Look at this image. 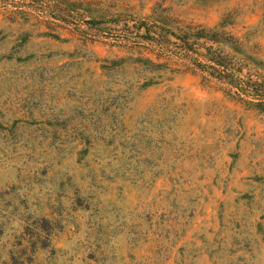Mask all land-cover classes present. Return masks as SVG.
Instances as JSON below:
<instances>
[{
  "label": "rangeland",
  "instance_id": "rangeland-1",
  "mask_svg": "<svg viewBox=\"0 0 264 264\" xmlns=\"http://www.w3.org/2000/svg\"><path fill=\"white\" fill-rule=\"evenodd\" d=\"M220 20L264 81V0H0V264H264V113L137 26Z\"/></svg>",
  "mask_w": 264,
  "mask_h": 264
},
{
  "label": "trees",
  "instance_id": "trees-1",
  "mask_svg": "<svg viewBox=\"0 0 264 264\" xmlns=\"http://www.w3.org/2000/svg\"><path fill=\"white\" fill-rule=\"evenodd\" d=\"M138 27L143 26V36L150 41H155L157 45L164 47L168 43L177 48L183 57L191 59L193 65L197 66L200 75L206 80L222 82L232 89L234 95L243 100L248 107L254 108L264 113V81L257 77H252L250 71L242 72L245 60L251 59L250 55L244 51L242 43L235 41L234 37L224 30V22L220 20L217 24L209 27L185 26L178 31L167 30L157 27L150 29L145 23L140 22ZM168 34L175 40L170 41ZM227 45L240 57L236 59L233 53L224 50ZM124 57L108 59L112 64L121 63ZM134 61H143L152 65L153 69L160 67L162 63H154L146 57H133ZM40 228L38 224L36 226ZM20 237L17 239L21 248V262L24 258L30 260V251H34L38 245L43 244L46 233L43 229H22ZM14 252L10 253V258ZM12 264V263H11Z\"/></svg>",
  "mask_w": 264,
  "mask_h": 264
}]
</instances>
